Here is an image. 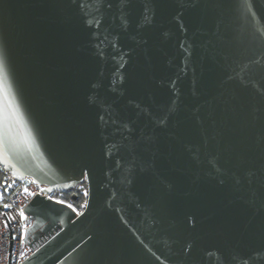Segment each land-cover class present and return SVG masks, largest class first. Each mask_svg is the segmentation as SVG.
<instances>
[{
	"label": "water",
	"instance_id": "obj_1",
	"mask_svg": "<svg viewBox=\"0 0 264 264\" xmlns=\"http://www.w3.org/2000/svg\"><path fill=\"white\" fill-rule=\"evenodd\" d=\"M0 54V166L86 183L20 264H264V0H0Z\"/></svg>",
	"mask_w": 264,
	"mask_h": 264
},
{
	"label": "built area",
	"instance_id": "obj_2",
	"mask_svg": "<svg viewBox=\"0 0 264 264\" xmlns=\"http://www.w3.org/2000/svg\"><path fill=\"white\" fill-rule=\"evenodd\" d=\"M5 183L10 187L7 188L3 200L0 201V264H20L59 229L50 228V233L47 230L48 226L42 223L30 229L32 222H27L25 214V219H21L19 210H24L35 195L61 201L57 198V192L51 191L46 186L37 185L30 178L15 176L0 166V190H3ZM25 188L31 194H25L23 191ZM4 204H10L11 207L5 209ZM6 218H10L7 226L4 223ZM44 229L48 234L38 237Z\"/></svg>",
	"mask_w": 264,
	"mask_h": 264
},
{
	"label": "trees",
	"instance_id": "obj_3",
	"mask_svg": "<svg viewBox=\"0 0 264 264\" xmlns=\"http://www.w3.org/2000/svg\"><path fill=\"white\" fill-rule=\"evenodd\" d=\"M56 195L60 201L71 205L72 208L82 210L86 201V183L83 182L77 185V187L72 191L58 193ZM73 195L76 196L75 199L73 198Z\"/></svg>",
	"mask_w": 264,
	"mask_h": 264
},
{
	"label": "snow or ice",
	"instance_id": "obj_4",
	"mask_svg": "<svg viewBox=\"0 0 264 264\" xmlns=\"http://www.w3.org/2000/svg\"><path fill=\"white\" fill-rule=\"evenodd\" d=\"M4 67H5V65H4L3 55L0 54V87H2V77H3V73H4ZM8 187H10V185H7V183H5V185H4V187H3V190H0V201L3 200L4 195H5V193L7 192V188H8ZM23 191L25 192V194H31V193H28L27 188H25ZM61 202H62V201H61ZM3 207H4L5 209H7V208L11 207V205H10V204H4ZM69 207H71V205H69ZM19 214H20L21 219H25V217H24V210H23V209H20V210H19ZM9 219H10V218H6V219H5V221H4L5 226L8 225V220H9Z\"/></svg>",
	"mask_w": 264,
	"mask_h": 264
}]
</instances>
